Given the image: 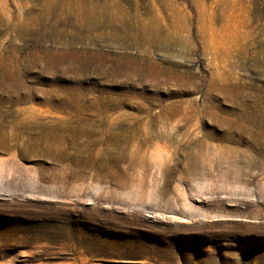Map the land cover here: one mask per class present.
Here are the masks:
<instances>
[{
	"label": "rangeland",
	"instance_id": "374dc122",
	"mask_svg": "<svg viewBox=\"0 0 264 264\" xmlns=\"http://www.w3.org/2000/svg\"><path fill=\"white\" fill-rule=\"evenodd\" d=\"M0 264H264V0H0Z\"/></svg>",
	"mask_w": 264,
	"mask_h": 264
}]
</instances>
